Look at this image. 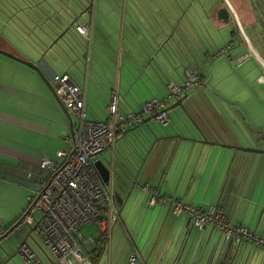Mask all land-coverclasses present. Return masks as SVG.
<instances>
[{
    "label": "crops",
    "instance_id": "crops-1",
    "mask_svg": "<svg viewBox=\"0 0 264 264\" xmlns=\"http://www.w3.org/2000/svg\"><path fill=\"white\" fill-rule=\"evenodd\" d=\"M73 1L74 5L72 0H0V49L44 66L42 76L32 66L0 52V228H8L21 215L28 195L46 175L42 159L59 162L56 151L70 146L69 112L54 93L53 74L68 72L85 88L87 117L106 119L112 90H116L120 112L135 111L151 97H166L168 81L181 83L187 69L199 67L203 82L188 89L185 96L174 97V102L182 98L181 103L172 106L170 102L169 127L157 131L148 120L155 118L146 114L139 129L138 124L120 132L109 149L92 157V164L117 199L126 196L136 179L184 203L220 202L232 222L262 232L264 151L234 147L264 149V89L257 84L261 67L253 56L236 65L221 58L206 66L214 58L205 43L221 48L243 21L261 20L264 29V0H87L80 9L85 19L75 26L90 21V40L75 28L82 39L78 49L65 32L60 37L63 51L54 41L59 29L74 22L65 15L77 7V0ZM243 45L242 39L236 40L229 53L244 52ZM236 80L257 102V115L251 117L257 132H247L253 143L246 142L242 132L247 117H239L242 126L231 132L232 110L242 103L233 102L226 85ZM71 116L74 124L76 118ZM149 126L155 134L149 133L144 144L137 142L133 159L132 142ZM167 134L173 136L158 138ZM260 138L262 143L257 141ZM141 191L134 207H126V213L123 208L105 241L84 237H93L97 244L95 249L91 242L81 246L85 254H91L92 264H100L103 258L104 264H128L133 253L137 255L133 264H218L219 250L231 246H239L246 264H264V247L225 241L209 225L190 226L186 213L174 215L166 204L148 207ZM10 234L12 238L0 239V262L16 254L24 238L45 263L50 261L31 225L22 224ZM10 258L5 264H24L19 257L18 262Z\"/></svg>",
    "mask_w": 264,
    "mask_h": 264
},
{
    "label": "built area",
    "instance_id": "built-area-1",
    "mask_svg": "<svg viewBox=\"0 0 264 264\" xmlns=\"http://www.w3.org/2000/svg\"><path fill=\"white\" fill-rule=\"evenodd\" d=\"M75 28L86 40H90L92 31L90 21L77 24ZM239 39H242L247 50L235 56L229 54V61L235 58L236 65L253 56L261 67L257 81L264 83V57L239 24L233 31L232 38L214 55L228 52ZM203 77L199 67L189 68L185 72L183 82L170 80L166 83L168 90L166 97H151L145 100L138 110L124 113L118 110L116 90H112L107 118L90 119L87 117L85 105V88L68 72L53 74L56 97L66 111L76 118L70 146L68 149L56 151L57 156L61 157L59 162L42 159L40 166L46 169V175L40 177L38 185L28 195L27 204L21 215L8 228H0V239L7 230L13 232L26 223L39 235L51 259L45 263L28 242L21 241L16 248V254L24 264H92L91 254H85L81 246L85 247L95 240L91 236L85 240L80 231L81 227L88 222L94 223L105 241L112 224L120 218L113 191L97 177L92 157L109 149L120 132L138 125L146 114L152 115L161 125H166L169 122L168 97L186 94L192 86L201 84ZM133 186L145 191V204L148 207L166 204L174 215L186 213L190 226L202 229L209 225L218 230L225 241L237 244L246 242L264 247V230L257 232L244 224L232 222L220 202L184 203L170 195L160 193L155 186L141 183L136 179H133ZM136 258L135 253L131 254L128 264H133Z\"/></svg>",
    "mask_w": 264,
    "mask_h": 264
},
{
    "label": "rangeland",
    "instance_id": "rangeland-1",
    "mask_svg": "<svg viewBox=\"0 0 264 264\" xmlns=\"http://www.w3.org/2000/svg\"><path fill=\"white\" fill-rule=\"evenodd\" d=\"M72 2H73V5L75 4V2L76 1H73L72 0ZM77 7L76 8H73V10H71V9H69V10H67V12L65 13V15H67L68 14V16H69V19L70 18H72V19H74V22H72L71 24L70 23H68L69 25L67 26V31H66V33H67V36H71V38H73V40L74 41H76V43H78V49H80V47H82L81 46V44H82V42H81V40L82 39H80V35H78L77 34V32L75 31V24L77 23V22H81V21H84L83 20V18L84 17H82V15L83 14H80V9H83L84 8V4L87 2V0H77ZM83 2V3H82ZM69 4H70V2H68L67 3V5L69 6ZM80 14V15H79ZM257 15H259V14H257ZM59 16V15H58ZM58 16H56V17H58ZM75 17V18H74ZM59 18V17H58ZM85 19V18H84ZM258 19V18H257ZM261 21V20H260ZM259 20H257L255 23L254 22H244L243 21V24H241L242 26V29H243V31L245 32V34L248 36V38L251 40V42L253 43V45L255 46V48L259 51V53L264 57V29H262V23L260 22ZM237 25V24H236ZM236 25H235V27H236ZM66 29V28H65ZM65 29H59L58 30V34L57 35H59L60 33H62V31L63 30H65ZM233 29H235V28H233ZM263 30V31H262ZM218 37H220V35H217ZM232 38V37H231ZM62 38H59V40H61ZM216 39H218V38H216ZM63 41L64 40H61V41H59L60 43H63ZM87 41V40H86ZM88 42V41H87ZM86 43V42H85ZM211 43H214V42H211ZM208 47L207 48H205L207 51H209V53H210V55H211V57H213L214 59L213 60H211V62L208 64V65H206V66H209L213 61H215V60H217V59H221V58H224L225 60H227V58H228V55L230 54L229 52H230V50L228 51V52H226V53H224V54H220V55H218V56H215L214 55V53L216 52V51H218L216 48H212V45L210 44V45H208V43H205ZM87 45H88V43H87ZM86 45V46H87ZM203 46H204V44H203ZM204 47H206V46H204ZM57 48H59V47H57ZM246 49V46H242V50H245ZM206 50H204V51H206ZM246 51V50H245ZM234 58V57H233ZM249 58V57H248ZM247 58V59H248ZM228 61V60H227ZM233 63H236V61H235V58H234V60H233ZM86 65H87V58L86 57H84V60H83V67L85 68L86 67ZM233 65V64H232ZM231 64L229 65V67L231 66V68L233 69V70H235L234 69V66H232ZM159 66V68H160V65H158ZM156 67V66H155ZM54 70H56L55 68H54V66L52 67ZM156 69H157V67H156ZM158 70V69H157ZM206 70H207V68H206ZM229 71V70H228ZM220 73H221V75L223 74V72L222 71H220ZM232 74V73H231ZM228 75H230V72H229V74ZM232 76H234V74H232ZM232 76H229V79L232 77ZM142 77H144V76H142ZM230 82H232V79H230ZM237 80H236V83L235 82H233V84L231 85L230 83H228V85H226V87H227V90H228V92H230V94H231V99H233V102H241L242 103V106H236L235 105V107L233 108V118H232V123H230V127H231V132L233 133V131L235 130L236 131V128L237 129H239V126L241 127L242 125L240 124V122H239V117L241 118H246L247 117V119H248V122H243V127H242V132H243V134H244V137H246V139H245V141L246 142H251V143H253L254 142V140L252 139V137H250V138H248L247 137V132H249V135L252 133V132H257V130H256V128L254 127V125L252 124V115L254 116V114H255V109H256V104H257V102H256V100L254 99V98H252V96L248 93V92H246V91H244L242 88H240L239 87V84H237ZM254 84V83H253ZM257 84H259L263 89H264V83H261V82H259V83H257ZM251 87L254 89V86H252L251 85ZM215 93H217V92H215ZM209 97H210V95H209ZM214 97V96H213ZM212 97V95H211V97L210 98H212V100H215V102H220V100H218V99H216L215 97L213 98ZM235 99V100H234ZM262 100H264V98H262ZM175 101V99H174V97H170V101L169 102H174ZM253 104H255L254 106H252ZM176 107V106H175ZM174 107V108H175ZM169 110H171V108H169ZM264 113V112H263ZM237 114H238V117H237ZM259 114V113H258ZM169 115V114H168ZM255 115H257V114H255ZM264 115V114H263ZM260 116H262V114H261V112H260ZM250 119V120H249ZM149 121H150V123H151V126L153 127V128H155L157 131H163V130H165V128L168 126L167 124L166 125H161L156 119L154 120L153 118L152 119H148ZM141 124V123H140ZM140 124L137 126L138 127V129H139V127H140ZM170 125H171V123H170ZM169 125V126H170ZM168 126V127H169ZM153 141V140H152ZM151 141V142H152ZM257 141L259 142H263V140H262V138H260V139H257ZM123 143V142H122ZM119 146H121L120 144H119ZM118 147V146H117ZM250 147H252V146H250ZM130 152H131V156H132V158L134 159V155L136 154L135 152H134V150L133 149H130ZM138 190V191H137ZM133 189L132 190V194H131V199H134L135 201H134V203H133V207L136 205V202H137V200H138V198L140 197V192H142L140 189ZM137 192H139V193H137ZM115 195H116V193H114ZM137 198V199H136ZM129 210V209H128ZM126 211H127V209H126V207L124 208V210L122 211L123 213H126ZM132 211V210H131ZM131 211L129 210V215H132L133 216V214L131 213ZM35 215L37 216L38 215V213L36 212L35 213ZM24 226H27L28 227V225L29 224H26V223H24L23 224ZM116 225H120V223H119V221L116 223ZM80 231H81V233L83 234V236L85 237V238H87L89 235H93V237H96V242H98V240L99 239H101V237H102V235H101V232H100V230H99V228H98V226L97 225H95L94 223H92V222H88V223H86L84 226H82L81 227V229H80ZM13 237V234H8L7 236H5L4 238H2L3 240H5V239H10V238H12ZM44 244V243H43ZM250 245H248V247H249ZM46 247V246H45ZM251 248V247H250ZM12 250H13V252H12V254H14L15 253V245L13 244L12 245V248H11ZM259 249H261V248H259ZM18 256L16 255V254H14L13 256H11V258H10V260L11 261H16V262H18L19 260H18V258H17ZM21 262V261H20ZM104 258H103V260L100 262V264H104Z\"/></svg>",
    "mask_w": 264,
    "mask_h": 264
},
{
    "label": "water",
    "instance_id": "water-1",
    "mask_svg": "<svg viewBox=\"0 0 264 264\" xmlns=\"http://www.w3.org/2000/svg\"><path fill=\"white\" fill-rule=\"evenodd\" d=\"M67 31V28L65 30L62 31V33H60L58 35V37L55 39L54 42H56V44L58 45V47H60L63 51H65V48L63 45H61L60 42H58V38L62 37L65 32ZM68 43V42H67ZM65 42V44H67ZM0 52L5 54V55H8L10 57H13V58H16L17 60H20L22 62H25L26 64L32 66L33 68H35L38 72H40L43 76V70H44V66L42 64H40L41 62L39 63H34L32 61H29V60H25L23 58H20L16 55H14L13 53L9 52V51H6L4 49H0ZM186 94H184L185 96ZM181 100L182 98H179L176 102H174L172 104V106L176 105V104H179L181 103ZM186 111V109H184ZM187 114V112H186ZM188 115V114H187ZM67 117L69 119V124H70V130H71V134L73 133V121H72V116L70 113H67ZM149 133H154L155 134V131L154 129L149 126L147 129L145 130H142L140 131L139 135L137 136V139L135 140V143L132 142V149L134 150L135 153L138 152V147H137V142L139 144H144L145 141H147V137H148V134ZM173 135H162L160 137H158L159 139H166V138H169V137H172ZM177 137H181L180 134L176 135ZM157 137V136H156ZM198 140V139H197ZM199 141H202L199 139ZM204 141L206 142H211L207 139H205ZM226 146H233V145H228V144H224ZM234 147H238V148H241V149H244V150H249V151H264V149H258V148H254V147H250V146H234ZM133 188V185H130L129 186V191L128 193L126 194V196L124 198H119L117 199L116 197V202H117V205H118V211H119V214H121V211L123 210V208L125 207H132L133 206V203H134V199H131V190ZM11 231L7 230V232L4 234V237L6 235H8ZM22 241H26V239L24 238ZM92 248L95 249L97 248V244L95 242L92 243ZM3 251H5L4 248H1ZM104 250V247H102V252ZM10 258V256H8ZM9 258H7V260H4L2 262H0V264H5L6 261L9 260ZM216 261L218 262V264H246L247 263V257H244L243 256V253L241 251V249L239 248V246H236V247H222L218 254H217V259Z\"/></svg>",
    "mask_w": 264,
    "mask_h": 264
},
{
    "label": "trees",
    "instance_id": "trees-1",
    "mask_svg": "<svg viewBox=\"0 0 264 264\" xmlns=\"http://www.w3.org/2000/svg\"><path fill=\"white\" fill-rule=\"evenodd\" d=\"M102 235V234H101ZM251 245V244H250Z\"/></svg>",
    "mask_w": 264,
    "mask_h": 264
}]
</instances>
